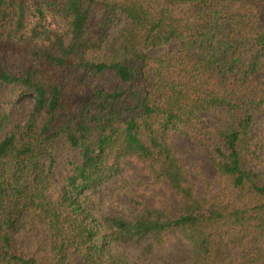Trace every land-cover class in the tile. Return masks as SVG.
Returning a JSON list of instances; mask_svg holds the SVG:
<instances>
[{
	"label": "trees",
	"instance_id": "trees-1",
	"mask_svg": "<svg viewBox=\"0 0 264 264\" xmlns=\"http://www.w3.org/2000/svg\"><path fill=\"white\" fill-rule=\"evenodd\" d=\"M108 71L111 89L98 81ZM4 85L35 100L0 138V264H142L116 243L165 247L176 236L193 264H264V142L253 132L264 116V0H0V97ZM7 121L0 114V129ZM176 132L206 150L225 192L199 194ZM128 160L175 190L177 211H95L105 184L128 185ZM32 216L50 248L19 244Z\"/></svg>",
	"mask_w": 264,
	"mask_h": 264
},
{
	"label": "rangeland",
	"instance_id": "rangeland-1",
	"mask_svg": "<svg viewBox=\"0 0 264 264\" xmlns=\"http://www.w3.org/2000/svg\"><path fill=\"white\" fill-rule=\"evenodd\" d=\"M47 22L54 29L65 30L66 20L58 15H50ZM125 21L117 27H122ZM117 30L113 31L116 34ZM176 52L178 44L173 43L169 47L155 48L151 52L154 55L161 54L165 50ZM98 81L106 88L111 89L115 85V76L112 72L101 74ZM35 97L33 95H22L17 97L14 87L4 85L0 97V114L7 113L8 121L4 128L0 129V138L5 130L10 129L16 122H24L33 110ZM219 113L210 112L205 114L212 123H216ZM5 122V121H4ZM256 137L264 142V116L257 117L253 126ZM174 143L179 151L184 164L190 170L191 177L198 185L200 195L212 196L218 192H225L224 183L218 171L205 149L198 142H194L187 134L182 132L174 133ZM71 153L62 143L59 146V168L58 172L63 174L67 168V156ZM124 175L129 176V183L111 182L105 184L99 193L91 199L97 213L120 212L131 214L138 209H143L146 205L159 204L177 211L179 199L175 190L168 184L153 185L149 174L145 172L144 166L128 160L124 168ZM60 181V180H59ZM127 184V183H126ZM97 199V202L95 201ZM33 222V224H32ZM49 230L39 219L30 218V222L23 232L18 234L19 244L31 246L34 249L51 246ZM117 252L128 255L139 263H162L164 259H173L179 264H193L192 254L186 241L176 236L165 247L159 245L150 246V239H131L125 242L116 243ZM240 249L233 250L228 259H236L240 254ZM81 264V263H78Z\"/></svg>",
	"mask_w": 264,
	"mask_h": 264
}]
</instances>
